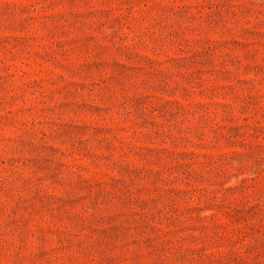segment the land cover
<instances>
[{
  "label": "rangeland",
  "instance_id": "rangeland-1",
  "mask_svg": "<svg viewBox=\"0 0 264 264\" xmlns=\"http://www.w3.org/2000/svg\"><path fill=\"white\" fill-rule=\"evenodd\" d=\"M0 264H264V0H0Z\"/></svg>",
  "mask_w": 264,
  "mask_h": 264
}]
</instances>
